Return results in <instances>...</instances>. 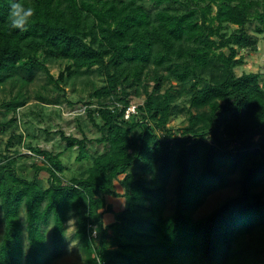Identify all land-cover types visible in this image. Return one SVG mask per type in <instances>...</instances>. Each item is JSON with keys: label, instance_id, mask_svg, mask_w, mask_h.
I'll return each instance as SVG.
<instances>
[{"label": "trees", "instance_id": "16d2710c", "mask_svg": "<svg viewBox=\"0 0 264 264\" xmlns=\"http://www.w3.org/2000/svg\"><path fill=\"white\" fill-rule=\"evenodd\" d=\"M22 2L35 15L20 33L9 30L0 0V95L17 90L0 104V134H9L0 149V264H57L73 215L83 264H264V84L259 73H236L240 52L258 51L248 25L264 38V0ZM51 61L68 63L57 78ZM94 70L104 85L93 94L99 106L86 111L106 152L91 154L85 134L60 132L62 153L13 155L25 140L17 112L37 74L60 88ZM183 113L177 135L170 124ZM68 149L93 163L69 180ZM23 155L41 158L33 179L21 176ZM236 175L240 192L196 219ZM109 198L123 199V209L114 212Z\"/></svg>", "mask_w": 264, "mask_h": 264}, {"label": "rangeland", "instance_id": "374dc122", "mask_svg": "<svg viewBox=\"0 0 264 264\" xmlns=\"http://www.w3.org/2000/svg\"><path fill=\"white\" fill-rule=\"evenodd\" d=\"M248 31L258 38V51H241L240 55L244 56L245 64L239 67L236 73L238 76L244 73H259L262 76L261 83L264 84V38L259 33V26L256 23H250ZM67 65V61H51L48 63L51 74L55 78L59 76ZM103 85V77L95 70L88 75L74 78L67 84H61L60 88H56L44 72L37 74L36 79L27 87L28 97H30L29 103L17 112L18 131L25 136V140L12 150L13 155L20 152L30 156L32 152H30L29 147L38 148L53 154L62 153L66 148V143L62 140L60 132H65L67 136L80 139L85 134L90 140H93L89 147L91 154L105 153L107 149L106 145L96 142L101 137V134L93 126L86 111L87 103H93L92 109H96L99 106L93 94ZM10 90L0 95V104L4 101H9L16 95L17 90L13 92H10ZM39 96H43L44 100L40 99ZM133 100L134 103L143 101V99L138 98H133ZM11 117L12 115L7 117V119ZM97 122L100 123L99 118ZM187 124V115L183 113L173 120L170 126L179 135V129L187 126ZM8 139L9 134H0L2 144L0 149L2 151L5 150ZM78 154V150L68 149L62 155V163L66 167L64 177L67 180L75 176L78 177L85 170L93 166L92 161L89 160L78 162ZM24 155L19 158L18 164L21 176L24 177L25 173L26 178L33 179L35 177L34 167L41 166V158L25 157ZM40 178L43 180L44 185H48V174L42 172ZM240 189V175H236L233 177L231 186L227 190L219 191L208 198L206 204L197 212L196 219L207 216L222 202L236 196L240 192ZM174 199V187L172 186L170 188L168 214L173 211ZM109 202L114 211L123 207V201L120 199L111 200L109 198ZM111 215L107 216L106 219L111 220L113 213ZM76 231L77 216L73 215L67 224V237L71 238L67 239L65 256L57 264H83L85 262L82 245L75 237Z\"/></svg>", "mask_w": 264, "mask_h": 264}, {"label": "clouds", "instance_id": "9594fccd", "mask_svg": "<svg viewBox=\"0 0 264 264\" xmlns=\"http://www.w3.org/2000/svg\"><path fill=\"white\" fill-rule=\"evenodd\" d=\"M3 2L8 6L7 19L9 30H19L20 33L27 32L35 15L34 8L25 6L22 0H3ZM64 238L70 239L71 237Z\"/></svg>", "mask_w": 264, "mask_h": 264}, {"label": "built area", "instance_id": "2783aa9c", "mask_svg": "<svg viewBox=\"0 0 264 264\" xmlns=\"http://www.w3.org/2000/svg\"><path fill=\"white\" fill-rule=\"evenodd\" d=\"M136 108H137L136 106H132V107L128 108L127 113H126V119H129L132 114L136 113ZM93 235L96 237L97 232L94 231Z\"/></svg>", "mask_w": 264, "mask_h": 264}, {"label": "crops", "instance_id": "0c3cea01", "mask_svg": "<svg viewBox=\"0 0 264 264\" xmlns=\"http://www.w3.org/2000/svg\"><path fill=\"white\" fill-rule=\"evenodd\" d=\"M119 190H120V189H119ZM120 191H121V190H120ZM116 199H120V200H122V201H123V207H124V200L121 199V198H116ZM114 200H115V199H114ZM123 207H122L121 209L117 210V211H114V212H119V211H121V210L123 209ZM113 210H114V209H113ZM109 215L112 216L111 213H107V214H105V216H104L106 223H112V222L114 221V218H115L114 215H113V218H112V219L110 218L111 220H107V219H106V217L109 216Z\"/></svg>", "mask_w": 264, "mask_h": 264}]
</instances>
